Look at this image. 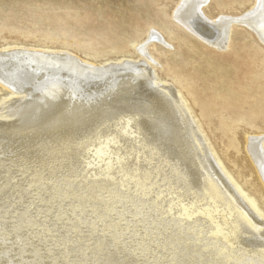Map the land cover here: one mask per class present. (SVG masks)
Instances as JSON below:
<instances>
[{
    "label": "bare ground",
    "instance_id": "bare-ground-1",
    "mask_svg": "<svg viewBox=\"0 0 264 264\" xmlns=\"http://www.w3.org/2000/svg\"><path fill=\"white\" fill-rule=\"evenodd\" d=\"M180 1L174 18L209 47L234 22L264 43V0L219 20L206 0ZM29 50L0 55V264H264V218L172 84L144 60L96 68ZM263 141L246 136V163L233 160L254 193Z\"/></svg>",
    "mask_w": 264,
    "mask_h": 264
},
{
    "label": "rangeland",
    "instance_id": "rangeland-1",
    "mask_svg": "<svg viewBox=\"0 0 264 264\" xmlns=\"http://www.w3.org/2000/svg\"><path fill=\"white\" fill-rule=\"evenodd\" d=\"M180 2L0 0V55L40 50L96 68L146 61L160 83L172 84L183 95L221 170L264 218V189L254 193L251 184H259L255 174L240 171L233 162L238 158L246 163V136L264 137V43L248 26L234 22L225 47H209L174 18ZM255 4L206 0L201 8L219 20L246 15ZM208 55L211 62L205 61ZM6 93L0 85V99Z\"/></svg>",
    "mask_w": 264,
    "mask_h": 264
}]
</instances>
